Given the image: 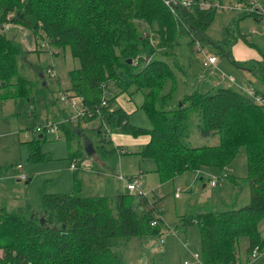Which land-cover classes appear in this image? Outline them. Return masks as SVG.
Here are the masks:
<instances>
[{
  "label": "trees",
  "instance_id": "1",
  "mask_svg": "<svg viewBox=\"0 0 264 264\" xmlns=\"http://www.w3.org/2000/svg\"><path fill=\"white\" fill-rule=\"evenodd\" d=\"M166 1L0 0V100L29 99L33 85L19 71V59L25 51L4 27L14 23L29 29L34 36L41 32L58 49L68 46L78 60V66L68 72L70 87L66 95L77 97L84 111L76 121L66 119L60 128L70 149L77 131H82L81 122L101 119L94 128L100 133L94 155L105 164L100 167L93 159L90 171H117L119 152L114 151L118 148L104 146L110 141L111 131L148 135V141L136 153L152 162L161 181L202 164L216 167L221 177L228 178L230 173L221 175L225 172L221 166L231 161L239 147H244L248 202L226 209L194 206L188 215L181 216L184 224H193L199 230L200 264H238V237L248 239L246 259L255 245L259 249L264 246V237L256 229V222L264 213V111L236 86L192 90L173 109L167 108L166 96L156 104L169 72L164 60L152 56L157 52L170 54L164 49L180 33L187 35L192 48L199 49L206 37L204 29L217 9L201 7L202 0H190L185 5L178 0ZM262 11L254 9L247 14L258 20L264 18ZM227 31L224 43L209 41L235 66L251 71L258 86L264 87V57L232 59L230 48L236 38L249 41L246 34L237 31L234 35L228 27ZM149 37L154 40L153 45ZM52 70L48 66L45 74L51 76ZM38 73L42 80L44 71L38 69ZM131 84L135 90L146 89L139 107L150 121L148 128L131 124L129 114L120 106L114 107L119 93L126 92ZM192 125L199 136L215 137L217 143L188 145L186 138ZM37 151V146L29 151L31 161H35ZM92 157L93 154L81 156L78 151H71L69 158L78 163L73 171L83 170L80 163ZM134 190L137 191H117L112 196H83L75 179L72 192L41 191L40 209H34L27 201L10 211L1 206L0 264H125L113 248V237H159L165 225L159 216L155 189L151 198L140 188Z\"/></svg>",
  "mask_w": 264,
  "mask_h": 264
},
{
  "label": "rangeland",
  "instance_id": "2",
  "mask_svg": "<svg viewBox=\"0 0 264 264\" xmlns=\"http://www.w3.org/2000/svg\"><path fill=\"white\" fill-rule=\"evenodd\" d=\"M209 1L219 3L220 6L214 11L210 23L204 29L207 38L202 40L199 49L192 48L187 35L180 33L174 43L164 49L170 54L157 52L152 56L164 60L169 72L156 97L157 105L161 102V97L166 96L167 108L173 109L188 92L196 89L205 91L218 84L235 87V82H238L241 85L250 84L259 87L253 75L249 73L239 75V70L224 54H221L218 46L209 40H215L218 44L224 43L228 38V27L230 33L234 35L238 34L237 31L245 33L247 39L252 38L254 43L258 46L262 44L264 47V18L256 20L247 14L243 3H248L249 0ZM234 4H240V7H233ZM255 4L259 8L264 7V0H256ZM6 26L7 35L15 38L25 51L19 59V71L32 81L33 85L29 101L19 97L0 100V207L5 206L10 211L27 201L34 209H40L41 191L48 193L73 191V170L70 168L68 153L78 151L84 155L89 143H93L94 146L100 144L98 142L100 133L94 128L101 124V119L81 122L79 129L82 131H77L69 151L65 135L60 128L46 132L43 138H39L34 130L35 127L42 125L47 118L55 120L56 116H62L58 115L60 110H64L68 116H71V120L76 121L75 107L62 101L60 97L66 94L70 87L68 72L78 66V60L73 58L68 46L58 49L48 42L41 32L34 36L29 29L20 25L8 23ZM211 55L217 59L215 69L204 64L207 56ZM48 66L54 69L51 76L49 73L45 74ZM38 69L44 71L42 80ZM228 74L235 82L227 79ZM134 88L135 86L131 84L125 93L120 94V97L118 95L114 107L122 104L128 108V112L135 109L129 113L130 123L148 128L150 121L139 107L146 89ZM77 106L79 107V101ZM30 111L32 114H29ZM102 133L104 134V131ZM114 134L118 133L111 131L113 140L104 143L106 149L121 144L118 143L120 136ZM139 136L128 135V140L122 143L123 151H114L115 154L119 152L116 161L117 172L122 170L124 176L136 177L135 180L141 185L142 191L148 198H151L152 189H155V193L159 195V216L166 226L161 227L159 237L158 235L113 237L111 239L113 248L121 255L125 264H198L193 254L201 259L199 230L193 224H184L181 216L188 215L194 206L207 205L206 207L215 209H226L238 208L248 202L250 190L245 179L247 174L245 148L239 147L231 161L221 166L220 170L230 173L228 178L221 177L216 167L202 164L194 171L202 172L201 181L204 182L197 179L200 174L197 175L192 169L182 170L171 178L161 181L153 171L152 162L141 159L136 153L145 140V137ZM186 142L190 146L214 145L217 143V138L199 136L192 125ZM34 146H37L38 151L35 161H31L29 151ZM92 159L90 158V161ZM18 165L23 166L24 173L30 178L29 181L20 178L22 169H19ZM89 174L85 170L77 171V179L82 178L80 195L112 196L117 192V186L120 187V182L116 178L104 181L108 178L107 175L89 178L93 177ZM211 181L215 185H210ZM203 183L205 186H202ZM123 187L119 188V191H129L125 186ZM135 191L137 190L132 192ZM175 191L178 197L173 196ZM256 229L260 236L264 237V213L256 222ZM247 248V237H238V264H262L264 259L255 262L245 260Z\"/></svg>",
  "mask_w": 264,
  "mask_h": 264
},
{
  "label": "crops",
  "instance_id": "3",
  "mask_svg": "<svg viewBox=\"0 0 264 264\" xmlns=\"http://www.w3.org/2000/svg\"><path fill=\"white\" fill-rule=\"evenodd\" d=\"M261 8H264V7H261ZM236 25H237V23H236ZM237 27V26H236ZM239 28V27H238ZM241 34H242V32H240ZM243 34H245V33H243ZM247 35V34H246ZM248 41H249V43L246 41V40H244V39H242V38H236V40L233 42V44H232V46H231V48H230V54H231V57H232V59H235V60H247V59H255V60H262V58L264 57V52L262 51V50H264V47L262 46V44H261V46H258V44H256V43H254L253 42V39L252 38H248L247 39ZM229 59V58H228ZM206 62V61H205ZM204 64H206V66H209V67H212L213 69H215V68H217V59H215V62L214 63H204ZM231 64L234 66V67H236L238 70H239V75H242V73H246V74H251V75H253V73L251 72V71H249V70H247V69H244V68H240V67H237V66H235L232 62H231ZM229 75V77H231L233 80H229V77L227 78L229 81H233V82H235V80H234V78L232 77V76H230V74H228ZM254 77V76H253ZM236 85H240V86H246V85H250V84H246V85H241L240 83H238V82H235V86ZM215 86H219V84L218 85H215ZM215 86H213V87H215ZM255 89H257V90H259V91H264V87L263 86H259V87H257V86H253ZM197 90V89H196ZM122 93H125V92H122ZM122 93H119V97H120V94H122ZM118 97V96H117ZM142 98H143V96H142ZM29 99H31L30 97H29ZM29 99H27L28 101H29ZM179 100V99H178ZM115 102H116V100H115ZM128 102V101H127ZM142 102V101H141ZM141 104V103H140ZM117 106H120V107H122L123 109H124V111L126 112V113H131V112H133V111H135V109H133L131 112H128V108L127 107H125L124 105H122V104H118ZM29 107H31V104L29 105ZM29 114H32V111H30L29 112ZM59 114H61L62 116H65L64 117V119L62 118V116H56L55 117V120H50L49 118H47L44 122H42V124L43 123H45V122H47V121H52V122H56V123H59V124H61L63 121H66V119H71V116H68L67 115V113H65V111L64 110H60V111H58V115ZM38 125V124H37ZM40 125V124H39ZM59 128H60V125H59ZM105 130L107 129L106 128V126H105V128H104ZM60 130H61V128H60ZM62 131V130H61ZM43 132H44V134L46 133V131H42V132H37L38 133V136H43L44 134H43ZM114 133H118V134H114V135H119L120 136V140H118V143H121V144H117V145H115V147H113L112 149H116V148H118V151L119 152H122L123 150L122 149H124V144H122V143H124V141H126V140H128L127 138H128V135L129 134H124V133H121V132H114ZM109 135H110V133H109ZM141 136H143V137H145V140L143 141V143L141 144V146H140V148L142 147V145H144L147 141H148V135H146V134H141L139 137H141ZM57 139H59V136L57 137ZM113 140V138H112V136L110 135V141H112ZM92 144V147H93V149H94V145H93V143H91ZM67 148H68V151H69V147L67 146ZM94 151H95V149H94ZM137 151H139V150H137ZM68 155H70V153H68ZM85 155H87V156H89L87 153H85L83 156H85ZM82 156V155H81ZM47 158V157H46ZM95 161H97L98 162V164L100 165V167H102V166H104V162L103 161H101V160H98V157H97V155H94V153H93V157H92ZM93 159H92V161H93ZM70 161H71V159H69ZM87 161H89V162H91L90 160H87ZM149 161V160H148ZM20 169H22V173L23 174H25L26 175V178L25 179H28L27 181H29L30 180V178H28L27 177V175L28 174H26V173H24V171H23V166L21 165V168ZM83 170H85L86 172H88V173H90L89 174V176H93V177H89V178H98V177H104L105 175H107L108 176V178H106L104 181H106L107 179H109V178H116L119 182H120V184H119V186L120 187H118L117 186V190L116 191H119V188H121V187H123V186H126V182L124 181V180H121V177H123L124 179H126V177L127 176H124V174L122 173V170H121V172H113V171H110V172H108V171H106L104 174H98L97 172H94V171H90L91 170V168L90 169H83ZM82 170V171H83ZM193 172L194 173H196L197 175L198 174H200L198 177H197V179L199 180V181H201V178L203 179V177H202V172H200V171H194L193 170ZM229 173V172H228ZM123 174V175H122ZM72 175H73V185H74V189H75V179H77L78 177H77V172H74V171H72ZM110 176H112V177H110ZM1 179V178H0ZM81 179L82 178H80V179H77V181H79V186H80V184H81ZM102 182V181H101ZM201 182H204V181H201ZM138 183V182H137ZM104 184V183H103ZM210 185H211V183H210ZM213 185H215V184H213ZM212 185V186H213ZM138 186H139V188H140V190H142L141 189V185H139V183H138ZM202 186H205V183H203L202 184ZM124 188V187H123ZM81 189V188H80ZM80 192V191H79ZM176 192V191H175ZM97 195H100V194H97ZM173 196H174V193H173ZM174 197H178V195L177 196H174ZM201 207H206L207 205H200ZM193 256H194V259H196V261L197 262H199L198 264H200V259L199 258H197L196 257V254L194 253L193 254ZM262 259H264V254L263 255H261L260 257H258L256 260H262ZM245 260H246V258H245ZM255 260V261H256ZM254 261V262H255ZM264 263V260L262 261V264Z\"/></svg>",
  "mask_w": 264,
  "mask_h": 264
},
{
  "label": "built area",
  "instance_id": "4",
  "mask_svg": "<svg viewBox=\"0 0 264 264\" xmlns=\"http://www.w3.org/2000/svg\"><path fill=\"white\" fill-rule=\"evenodd\" d=\"M176 0H171V2H175ZM256 0H249L248 3H243L245 8L248 11L251 10H256V9H260V11H262L263 8H259L257 7V5L255 4ZM179 3L185 5V4H189L190 0H178ZM166 3H168V0L166 1ZM201 7H210L213 6L215 8H219L220 4L216 3V2H210L209 0H202L200 2ZM233 7H240V4L237 5H233ZM264 12V11H262ZM5 28H7V26H4ZM149 43L151 45L154 44V40L152 38L149 37ZM198 46V44L196 43V47ZM216 57L214 55L211 56H207L206 62L207 63H214L215 62ZM229 80H233L231 77H229ZM236 87L238 89H240L241 91H243L248 97H250L254 102H256L257 104H260L263 108L264 111V94H261L260 92L257 93L254 91L253 87L251 85H246V86H240V85H236ZM60 99L68 104H71L72 106L75 107L76 109V115L77 117L83 114V108H80L77 106V102L79 101L77 97H68L66 94H62ZM103 105L106 104V100L103 98ZM69 120V119H68ZM71 120V119H70ZM59 129V123L56 122H52V121H47L42 125H38L35 127L34 130H36V132H42V131H46V132H50V131H56ZM80 166L83 169H90V162L89 161H83L82 163H80ZM18 168H21V165H18ZM70 168L71 170H75L78 168V163L77 160H72L71 164H70ZM226 172H222L221 175H225ZM20 178L21 179H25L26 175L23 174L22 172H20ZM121 180H124L126 182V186L128 188L129 191L134 190V188H138V183L135 180V178L133 179H124L123 177H121ZM211 185H213V181L210 182ZM178 193L174 192V196H177ZM157 196H159L157 194ZM262 254H264V246L259 249L256 245L251 249L248 258H247V262L248 261H255L258 257H260ZM185 263V262H184Z\"/></svg>",
  "mask_w": 264,
  "mask_h": 264
},
{
  "label": "water",
  "instance_id": "5",
  "mask_svg": "<svg viewBox=\"0 0 264 264\" xmlns=\"http://www.w3.org/2000/svg\"><path fill=\"white\" fill-rule=\"evenodd\" d=\"M128 62H129V60H128ZM180 103L178 102V105H179ZM99 132V131H98ZM39 138H41L42 136L40 135V136H38ZM88 155H92L93 153H94V149H93V147H92V144L91 143H89L88 144V147H87V152H86Z\"/></svg>",
  "mask_w": 264,
  "mask_h": 264
}]
</instances>
